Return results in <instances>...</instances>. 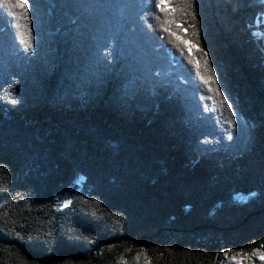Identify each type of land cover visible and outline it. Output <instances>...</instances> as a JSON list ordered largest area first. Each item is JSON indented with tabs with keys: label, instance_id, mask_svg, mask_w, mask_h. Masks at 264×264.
<instances>
[{
	"label": "trees",
	"instance_id": "16d2710c",
	"mask_svg": "<svg viewBox=\"0 0 264 264\" xmlns=\"http://www.w3.org/2000/svg\"><path fill=\"white\" fill-rule=\"evenodd\" d=\"M232 250L264 264V0L0 2V264Z\"/></svg>",
	"mask_w": 264,
	"mask_h": 264
},
{
	"label": "rangeland",
	"instance_id": "374dc122",
	"mask_svg": "<svg viewBox=\"0 0 264 264\" xmlns=\"http://www.w3.org/2000/svg\"><path fill=\"white\" fill-rule=\"evenodd\" d=\"M253 36L257 35L258 33L254 32L252 33ZM176 38H178V33L176 35ZM187 47V50L193 55V49L190 45L186 44L185 45ZM261 252L259 250H252V251H248V252H244V251H237V250H232L226 254L222 255V260H220V263L222 264H246L247 260L249 257H254V256H260ZM139 256H137L138 258H140V256H142L141 260H145L146 262H148L149 260L146 258V255H144L143 253H138Z\"/></svg>",
	"mask_w": 264,
	"mask_h": 264
},
{
	"label": "snow or ice",
	"instance_id": "6c2138e0",
	"mask_svg": "<svg viewBox=\"0 0 264 264\" xmlns=\"http://www.w3.org/2000/svg\"><path fill=\"white\" fill-rule=\"evenodd\" d=\"M0 2H7V0H0ZM166 0H160V3H165ZM262 259H264V257H261Z\"/></svg>",
	"mask_w": 264,
	"mask_h": 264
}]
</instances>
